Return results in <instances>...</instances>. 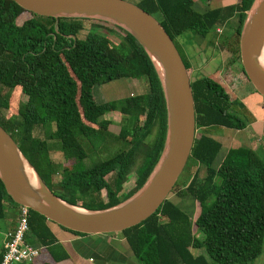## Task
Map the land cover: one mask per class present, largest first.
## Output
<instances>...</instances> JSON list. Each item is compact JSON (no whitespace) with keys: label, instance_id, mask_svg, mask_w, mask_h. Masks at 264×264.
<instances>
[{"label":"trees","instance_id":"1","mask_svg":"<svg viewBox=\"0 0 264 264\" xmlns=\"http://www.w3.org/2000/svg\"><path fill=\"white\" fill-rule=\"evenodd\" d=\"M196 1L141 0L136 6L160 23L178 53L175 40L183 34L206 38L236 18V41L228 50L236 56L231 66L240 63V33L255 0L203 12L195 10ZM24 13L13 1L0 0V127L46 187L68 205L101 211L125 202L149 179L167 137L166 102L152 61L132 35L115 25L31 13L19 24ZM85 22L91 23L81 37ZM181 59L188 74L190 65ZM220 73L190 83L196 134L189 159L204 175L195 173L177 197L192 198L199 214L192 220L166 199L148 219L122 231L137 264H249L261 255L264 155L240 146L213 167L222 143L209 130L241 131L252 122L233 95L237 86L249 83L242 66L237 85L232 71ZM115 80L137 81L145 92L98 104L93 89ZM14 92L26 101L18 102ZM112 114L123 120L118 133L107 118ZM52 152L61 162L52 159ZM101 152L109 156L104 159ZM5 201L15 204L0 181V217ZM48 223L56 225L29 210L28 233L44 247L56 241Z\"/></svg>","mask_w":264,"mask_h":264},{"label":"water","instance_id":"2","mask_svg":"<svg viewBox=\"0 0 264 264\" xmlns=\"http://www.w3.org/2000/svg\"><path fill=\"white\" fill-rule=\"evenodd\" d=\"M28 13L52 18H84L115 25L132 35L152 61L162 84L167 137L162 156L145 185L125 202L101 211L68 205L51 192L0 127V181L18 206L44 216L67 230L86 235L121 233L148 219L171 193L194 144L195 111L191 80L184 63L160 23L124 0H11ZM264 46V0H255L239 38L244 74L264 98V68L258 56ZM34 171L36 184L24 173Z\"/></svg>","mask_w":264,"mask_h":264},{"label":"rangeland","instance_id":"3","mask_svg":"<svg viewBox=\"0 0 264 264\" xmlns=\"http://www.w3.org/2000/svg\"><path fill=\"white\" fill-rule=\"evenodd\" d=\"M124 1L134 5L138 4L137 0H124ZM236 2H238V0H197L196 3L194 4V8L198 12H203L204 10L210 8H219ZM28 18H29V14L24 13L21 15L20 19L18 20V23L20 24L23 20H26ZM90 23L89 22L84 23L83 30L80 32L81 37H83L86 34ZM236 23H237L236 18L230 20L228 22V25L226 24L224 27H217V29L211 32L206 38L193 36L191 34H183L181 37L175 40V44L179 50L181 57L185 60V62L189 63L190 65V69L188 70V75L191 81H193L195 78H200L203 76H212L216 74L217 71L222 72L220 73V76L222 77H223L222 75L223 73L225 72L229 73L230 71H232L233 74L232 79L240 75L241 63H237L231 66V62L233 58L236 56L232 55L228 50V46L234 45V42L236 41V37H235ZM108 38L114 43L117 42V39L111 35H109ZM213 42L214 44L211 45L210 43ZM221 45H223V48H220ZM249 88L252 89L251 84H249ZM238 90L236 92H238ZM143 92H145L143 85L137 81L126 82L124 80H115L103 84L101 86L95 87L93 89V96L95 101L98 104H101L109 101H118L133 95L134 96L140 95ZM0 93H3V91H1ZM13 95L14 97L17 96L16 100L18 102L26 101V98L20 93L18 94L17 92H14ZM250 101L249 100L241 101L242 105L246 109L250 110V112L247 110L249 112L248 118L252 119V116L262 117L264 115V110H260L253 106L250 107L251 104ZM107 118L113 121L114 125L112 127V130L115 133H118L120 125L122 124L123 121L121 117L118 114H114V115L112 114V115H108ZM209 131L211 132V135L215 138L217 137L223 143L224 146L222 147L216 160L213 163V167H216L223 160V156L227 152V146H228L227 139L233 136L234 132L219 127H215L214 129ZM197 133L199 134L200 131L198 130ZM244 134L245 133H242V135ZM38 135H39L38 133L35 134V136ZM240 138L242 137H239V140ZM242 140L245 143H247L248 140H251L252 142L250 143L248 141L247 146L251 148H256L257 152L264 155V151L262 149H259L260 145L261 148L264 147L263 135L261 136L260 139L257 136H252V133L249 132L247 138L243 137ZM101 156L102 158L106 159L109 156V153L101 152ZM51 157L54 161L61 162L59 160V154L57 155L55 152H52ZM62 169H63L62 165L58 164L56 170L59 172V175ZM195 173H197L198 176L201 178L204 175V170L202 167H199L197 163H195L192 159H189L176 182L177 183L176 188L167 197V199L172 201L183 212L189 215L192 220H195L199 214V207L197 203L188 196L179 198L177 197V193L187 186V184L189 183V181L191 180L192 176ZM56 180H58V176L56 177ZM128 187L129 186L126 187V191H128V189L131 188V186L129 188ZM197 236L199 238L201 237L200 235ZM36 247H41V246H36ZM196 253L202 254V251H198ZM211 264L214 263L212 262ZM249 264H264V242L262 246L261 255L254 262Z\"/></svg>","mask_w":264,"mask_h":264},{"label":"crops","instance_id":"4","mask_svg":"<svg viewBox=\"0 0 264 264\" xmlns=\"http://www.w3.org/2000/svg\"><path fill=\"white\" fill-rule=\"evenodd\" d=\"M139 1L141 0H137V2ZM234 78L235 85L241 83L240 75ZM237 90L238 92H236ZM233 95L241 105V101L251 100L250 107L253 106L260 110H264L263 99H261V97L255 93L253 87L252 89L249 88V83L237 86L234 89ZM243 108L245 107L243 106ZM245 110L247 113L246 117H248L250 110L246 108ZM251 121L252 122L248 124L244 130L236 131L227 129L234 132V135L227 139V152L229 149L240 146L251 148L247 146L248 141L251 143V140H248L247 143L243 142L242 140L243 137L247 138L249 132L252 133V136H257L260 139L262 135L264 136V115L262 117L252 116ZM242 133L245 134L242 135ZM239 137L242 138L239 140ZM216 139L219 140L217 137ZM222 147H224L223 143ZM251 149L255 151L257 150L256 148ZM259 149L264 151V147L261 148V145ZM18 214V205H15L9 201L4 202L3 214L0 217V260L3 251V244L6 238L5 236L8 232L15 228ZM48 227L50 228L56 240L55 243L51 244L49 247L39 245L36 239L30 233H28L26 236V242L28 244L33 246H41L42 248L40 256L32 264H137V261L133 257L126 240L120 233L80 236L60 229L56 225H52L50 223H48Z\"/></svg>","mask_w":264,"mask_h":264},{"label":"built area","instance_id":"5","mask_svg":"<svg viewBox=\"0 0 264 264\" xmlns=\"http://www.w3.org/2000/svg\"><path fill=\"white\" fill-rule=\"evenodd\" d=\"M28 218L29 209L19 206L17 224L5 236L0 264H31L40 256L42 248L26 242Z\"/></svg>","mask_w":264,"mask_h":264},{"label":"bare ground","instance_id":"6","mask_svg":"<svg viewBox=\"0 0 264 264\" xmlns=\"http://www.w3.org/2000/svg\"><path fill=\"white\" fill-rule=\"evenodd\" d=\"M258 61L261 64V66L264 68V46L260 51V54L258 56ZM24 173L32 184L33 183L36 184V175L34 171L26 163L24 165Z\"/></svg>","mask_w":264,"mask_h":264}]
</instances>
